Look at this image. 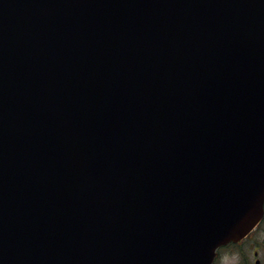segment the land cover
Returning a JSON list of instances; mask_svg holds the SVG:
<instances>
[{"label":"water","instance_id":"95a60500","mask_svg":"<svg viewBox=\"0 0 264 264\" xmlns=\"http://www.w3.org/2000/svg\"><path fill=\"white\" fill-rule=\"evenodd\" d=\"M264 214V0H0V264H212Z\"/></svg>","mask_w":264,"mask_h":264},{"label":"flooded vegetation","instance_id":"af4514ba","mask_svg":"<svg viewBox=\"0 0 264 264\" xmlns=\"http://www.w3.org/2000/svg\"><path fill=\"white\" fill-rule=\"evenodd\" d=\"M212 264H264V216L242 239L220 246Z\"/></svg>","mask_w":264,"mask_h":264}]
</instances>
